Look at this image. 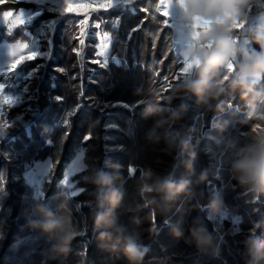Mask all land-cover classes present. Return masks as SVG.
Here are the masks:
<instances>
[{"label":"trees","instance_id":"16d2710c","mask_svg":"<svg viewBox=\"0 0 264 264\" xmlns=\"http://www.w3.org/2000/svg\"><path fill=\"white\" fill-rule=\"evenodd\" d=\"M6 7L18 11L34 6L29 1L13 0ZM144 8L149 10L147 22H143ZM157 8L158 0H139L133 8L119 7L94 14L91 23L98 22L99 27L89 24L86 53L78 57L73 53L74 38L80 32L75 19L66 15L56 22L53 58L46 61L44 77L38 82L36 114L31 117L30 128L21 127L14 132V139L0 142V264H125L118 252L102 250L98 232L91 224V216L101 210L107 189H94L84 180L99 171L121 178L120 183L113 181V187H122L125 192L117 215L127 224L132 215L127 209L135 195L133 184L141 177L139 169L130 176L129 168L147 158L150 164L159 163L161 176L178 181L193 178L184 165L194 155V174L206 172L207 180L201 185L203 199L190 204L177 202L162 215H155V223L149 209L139 212L143 219L139 231L147 248L145 264H247L245 241L250 237L264 239V194L256 198L245 192L236 186L229 171L232 154L225 145L243 144L248 132L241 125L246 110L238 95L226 92L211 109L198 105L195 98L186 100L188 111L174 130L186 136L188 148L178 157L163 151V133L159 134V143L147 139L156 118H142L144 105L140 101L155 91L160 94L159 107L166 109L164 101L172 86L166 90L164 84L178 82L175 77L183 66L176 63L181 57L175 49L172 28L164 25L167 18ZM57 16L45 11L33 23L17 26L11 35L1 33L0 42L6 38L15 41L26 29L35 28L38 21H51ZM96 31L111 38L108 61L103 67L87 61L99 41ZM32 66L34 62H28L21 68L28 70ZM259 84L264 86V80ZM79 102V109L72 112L71 108ZM103 103L111 105L102 108ZM178 103L180 99H174L172 106ZM81 150L88 167L72 179L85 191L73 200L63 180L68 165ZM47 158L52 161V170L43 183V195L36 199L25 172L34 162ZM216 194L221 209L210 214L207 205ZM36 204L54 212L60 208L78 232L83 231L73 240L66 256L49 257V241L28 226L32 219L30 208ZM224 209L229 217L218 226L217 217H223ZM197 217L212 234L218 258L203 254L186 242L187 228ZM238 220L234 227L233 222ZM180 224L185 235L175 237L171 229Z\"/></svg>","mask_w":264,"mask_h":264},{"label":"clouds","instance_id":"9594fccd","mask_svg":"<svg viewBox=\"0 0 264 264\" xmlns=\"http://www.w3.org/2000/svg\"><path fill=\"white\" fill-rule=\"evenodd\" d=\"M254 3L255 0H168L170 15L175 9V23L184 36L181 55L187 67L178 82L168 89L166 109L159 107L160 94L155 91H150L140 103L144 105L142 118H156L147 136L149 142L159 143V134L163 133V151L178 157L188 148L186 136L174 130L188 111L186 100L195 98L198 105L211 109L226 92L238 95L246 110L241 125L248 132L243 144L225 145L232 154L229 171L236 186L258 198L264 194V86L259 84L264 80V16L252 19L249 9ZM194 25L204 28L197 31ZM174 99H180V103L173 107ZM194 160L192 155L184 165L192 179L173 181L151 171L142 173L133 184L135 195L127 209L132 213L127 224L117 215L125 192L122 187H113V181L120 183L121 178L103 171L87 176L86 185L107 189L101 210L91 216L102 250L118 252L125 264H143L147 248L141 240L139 228L143 219L139 212L147 208L152 216L162 215L177 202L190 204L203 199L201 185L207 180V173L195 175ZM207 207L210 214H217L221 201L213 197ZM30 215L28 226L49 241V257L70 253L72 242L80 233L68 215L60 208L54 212L42 204L31 206ZM171 231L175 237L185 235L182 224L172 227ZM186 242L203 254L219 256L212 234L199 217L187 228ZM245 254L247 264H264V239L246 240Z\"/></svg>","mask_w":264,"mask_h":264},{"label":"rangeland","instance_id":"374dc122","mask_svg":"<svg viewBox=\"0 0 264 264\" xmlns=\"http://www.w3.org/2000/svg\"><path fill=\"white\" fill-rule=\"evenodd\" d=\"M13 0H5L3 4H0V34L2 33L4 36L11 35L17 26L20 25H29L33 23L35 17L41 15L45 11H51L58 14L57 18L49 21V20H40L38 23H35V28L26 29L23 34L18 37H15V41L10 42L7 38L3 39L0 42V131L6 132V135L1 141H9L14 139V132L21 127H24L29 130L31 125V117L36 114L35 110V102L38 99V82L43 79L46 67V61H50L53 58L54 51V27L57 21L63 19L66 15L61 13V8L63 4V0H15L17 1H29L32 2L33 8H19L17 10H13L11 8L6 7L8 3ZM12 10L17 15H22L23 23L19 25H14V21L17 18L16 15L9 18L8 22L3 20V12ZM89 25H86L88 29ZM90 31V30H89ZM89 31L87 35L89 34ZM92 32V31H91ZM98 37L99 41L104 36H110L102 31H96L94 34ZM23 42L29 45L28 51H38L43 53V55L35 59L34 66L29 68L28 70L22 69L21 67L28 62L22 63L13 71H8L9 65L13 59V57L9 54L10 50L18 43ZM104 43H108V48L99 49L100 51H107L104 59L106 63L108 61L109 47L111 43V38L108 41H104ZM23 53L17 52V55H21ZM98 59H103L102 57ZM44 67V71H43ZM43 71V73L41 72ZM172 81H167L164 84V89H168L169 85L172 86ZM6 96L12 97L9 103H5ZM81 102L78 103L77 107L71 108L72 112H75L79 109ZM110 106L109 103H103V106ZM112 106H114L112 104ZM111 106V107H112ZM114 121V119H113ZM110 123V122H107ZM12 127H8L11 125ZM115 124V123H114ZM113 122L109 125L113 126ZM96 125V124H95ZM85 152L83 150L79 151L75 158L68 165L65 173V178L72 180V176L79 173L73 172V167L77 166L80 163L84 164L85 170L88 165L84 159ZM83 158V159H81ZM149 159L143 160V162L134 166V169H139L142 175V172L151 171L154 174L160 175L161 166L158 164H150ZM162 160V159H160ZM155 164V165H154ZM152 165V166H151ZM52 170V161L50 158L45 160H40L34 162L32 166L25 172V178L28 183L33 187L34 190V198L41 197L43 195V183L46 181ZM129 177L125 178L124 182H126ZM217 199V194H216ZM223 217L228 216V210L224 209L222 212ZM220 217V216H219ZM228 219V218H227ZM240 222H233V226L237 227V224Z\"/></svg>","mask_w":264,"mask_h":264},{"label":"snow or ice","instance_id":"6c2138e0","mask_svg":"<svg viewBox=\"0 0 264 264\" xmlns=\"http://www.w3.org/2000/svg\"><path fill=\"white\" fill-rule=\"evenodd\" d=\"M5 2V0H0V4H3ZM122 2L124 3H135L136 0H122ZM155 2H157V0H155ZM158 4L160 5L159 8L156 9V11L160 12L161 15L165 16L166 18L170 16V12H169V5L166 4V0H158ZM116 6V0H63V4H62V8H61V13L63 15H67V16H71L75 19V24L76 26L80 29L79 35H77L74 38L75 41V47L73 48V53L74 55L81 56V55H85L86 53V48L85 46L88 44V40H87V33L89 31V29L85 28V25H89L92 21V17L94 14H97L99 12H107L109 10H111L112 8H114ZM163 9V10H161ZM142 11H144L145 13V20L143 22H147V18L149 10L147 8L142 9ZM14 15H16V19L13 22L14 25H19L21 23H23V18L22 15H17L14 11L9 10V11H5L3 12V20L5 22L9 21V18L13 17ZM171 19H172V15H171ZM164 25L167 27H174L176 25L173 24H169L168 20L165 19V21H163ZM95 27H99L98 22L95 25H92ZM238 27V26H237ZM193 28L197 29V31L202 30L204 28L203 25H194ZM181 32V31H180ZM182 33V32H181ZM110 38L107 35H104L100 41H98L97 45H96V49L93 52V55L91 57H87V61L91 64H95L97 66H105L106 65V60L104 59L105 55L107 54V51H100L99 49H107L108 48V43H104V41H108ZM29 49V45L23 42H20L18 44H16L11 50H10V55L13 57L8 71H13L15 70L18 66H20L22 63L24 62H28V61H33L35 59L40 58L43 53H40L38 51H28ZM182 51V49H181ZM181 51L180 54L181 55ZM17 52H21L23 54L21 55H17ZM96 57H102L103 59H97ZM159 63V61H158ZM176 63L179 64H183L182 67H180L179 69V74L176 75L175 79H179L184 73H185V69L187 67V63L183 60H177ZM164 79H167V77H165ZM169 87H171V85H169ZM82 96V93H81ZM12 97L10 96H6L5 98V103H9L11 101ZM62 99V98H59ZM65 124H67V121H65ZM8 127H12L11 125H8ZM66 135L68 133H65ZM6 135V132L4 131H0V139H3V137ZM83 159V158H81ZM84 164L80 163L77 166L73 167V172H79L82 173L83 169H84ZM143 173V172H142ZM129 174L130 176H135L136 174V169L134 168H129ZM73 178L75 177V175L72 176ZM63 186L66 188V190L68 191L69 196L75 200V198L81 194L82 192L85 191V189L80 188L77 186L75 179H72L70 181V179L68 178H64L63 180ZM95 207V206H94ZM224 219H227V217H217V221H218V226H222V223L224 221ZM153 223H155V215L153 216ZM83 231H80V235H83ZM143 264H145V261H143Z\"/></svg>","mask_w":264,"mask_h":264},{"label":"crops","instance_id":"0c3cea01","mask_svg":"<svg viewBox=\"0 0 264 264\" xmlns=\"http://www.w3.org/2000/svg\"><path fill=\"white\" fill-rule=\"evenodd\" d=\"M137 1H139V0H136V2ZM135 3H124V2H122V0H116V6L112 9L119 8V7L133 8ZM166 4H168V0H166ZM159 7H160V5L158 4V8ZM161 10H163V9H161ZM168 10H170V7ZM249 15L252 17L253 20H255L257 17L264 16V0H255V3L249 9ZM175 17H176V11H175V9H173L172 19H171V15L169 17H167L169 24L176 25ZM171 28H172V33H173V40H174V44H175V49H176L177 53H180L181 49L184 46V36L180 32V30L178 29L177 26H174ZM179 56L181 57V61H183L182 55L179 54Z\"/></svg>","mask_w":264,"mask_h":264}]
</instances>
